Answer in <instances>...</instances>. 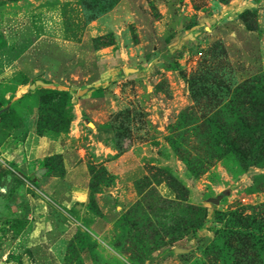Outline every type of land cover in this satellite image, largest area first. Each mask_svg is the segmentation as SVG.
Wrapping results in <instances>:
<instances>
[{
	"label": "rangeland",
	"instance_id": "rangeland-1",
	"mask_svg": "<svg viewBox=\"0 0 264 264\" xmlns=\"http://www.w3.org/2000/svg\"><path fill=\"white\" fill-rule=\"evenodd\" d=\"M228 1L0 0V264H264V66L235 65L202 26ZM236 16L264 43L257 13ZM142 65L151 77L128 73ZM102 77L115 149L144 147L146 175L125 208L54 205L35 168L60 159L27 170L21 145L78 135L76 93ZM93 170L95 193L109 176Z\"/></svg>",
	"mask_w": 264,
	"mask_h": 264
},
{
	"label": "crops",
	"instance_id": "crops-1",
	"mask_svg": "<svg viewBox=\"0 0 264 264\" xmlns=\"http://www.w3.org/2000/svg\"><path fill=\"white\" fill-rule=\"evenodd\" d=\"M264 0L254 2V0H229L226 4L219 3L217 10L207 14L203 20V29L209 28L207 36L215 40H221L227 48L228 54H231L232 62L237 65V58L243 56V53H252L254 59L247 56L245 63L248 67L257 68V65L264 66V43L257 40V32H248L243 24L237 20V13L250 10L258 15V30L263 31L261 14H263ZM191 6L186 7V11ZM185 16V15H184ZM236 18V19H234ZM206 24V25H204ZM178 25L177 30L181 29ZM230 30V31H229ZM181 33V32H180ZM166 34V33H165ZM162 33L161 37L165 36ZM184 35V34H182ZM178 34H175L170 40L178 41ZM181 41H184L181 40ZM180 42V41H179ZM259 60H258V59ZM128 69V73L134 75L136 79L151 77V73L145 70L144 66ZM124 71V70H123ZM109 75V74H108ZM104 83V84H103ZM76 93L77 100L75 108L79 113V120L75 117L71 128H77L78 135L73 133L66 134L64 141L61 138H50L38 136L35 131H28L22 145L20 165L25 169L29 166L41 163L44 159L59 156L61 157V166L63 174L58 176L55 173L48 172L44 168H35L39 178V187L41 194L52 204L68 206L70 204H79L85 206L92 196H96L98 201L102 202L103 208L110 205V201L116 202L121 208H125L133 203L136 193L133 183L146 175L144 166V153H147L142 146H127L124 144V152L118 153L113 144L112 128L107 127V119L104 114L107 113L105 104L110 94L107 89L106 79L102 77L100 84L94 82L83 84ZM150 87H147L146 94L151 93ZM99 96V97H98ZM104 102V105H102ZM104 107V111L101 109ZM156 106H152V111H156ZM103 116V119L101 117ZM89 120L91 128L86 131L87 141L83 145L73 146L75 141L84 133V120ZM153 123H159L158 118L151 117ZM83 124V125H82ZM108 125V124H107ZM79 126V131H78ZM66 139V140H65ZM68 142V143H67ZM85 143V142H84ZM141 150V151H140ZM15 159H17L15 157ZM151 159H154L151 157ZM18 160V159H17ZM150 165L153 166L152 163ZM98 167L108 174L111 182L108 185L100 184L98 192L92 193L90 185L94 174L93 168ZM121 182V185H120ZM44 204V203H43ZM40 210H47L46 204L39 206ZM106 209V208H105ZM47 212V211H46Z\"/></svg>",
	"mask_w": 264,
	"mask_h": 264
},
{
	"label": "trees",
	"instance_id": "trees-1",
	"mask_svg": "<svg viewBox=\"0 0 264 264\" xmlns=\"http://www.w3.org/2000/svg\"><path fill=\"white\" fill-rule=\"evenodd\" d=\"M241 22L243 23V25H244L246 31H248V32H254V31H256V29H257V26H256V25H255V28H254V29H251V28H249V27L247 26V23H245L243 20H241ZM255 80H258V79H255ZM250 81H252V80H250ZM250 81H249V82H245V83L243 84V87L246 86V85H248V84L250 83ZM36 134H37L38 136H46V137H49L48 135L43 134V133L38 132V131L36 132ZM55 157L60 159V166H61V157H59V156H55ZM62 174H63V171H62V166H61V173H60V174H57V175H58V176H61ZM109 183H110V179L107 178L104 182H103V181H99V182H98V186H99L100 184L108 185ZM90 188H91L92 193L94 194V190H93L92 184L90 185ZM95 193H96V192H95Z\"/></svg>",
	"mask_w": 264,
	"mask_h": 264
},
{
	"label": "water",
	"instance_id": "water-1",
	"mask_svg": "<svg viewBox=\"0 0 264 264\" xmlns=\"http://www.w3.org/2000/svg\"><path fill=\"white\" fill-rule=\"evenodd\" d=\"M213 203L216 204V203H217V200H214ZM178 252H179V251L176 250V253H178Z\"/></svg>",
	"mask_w": 264,
	"mask_h": 264
}]
</instances>
